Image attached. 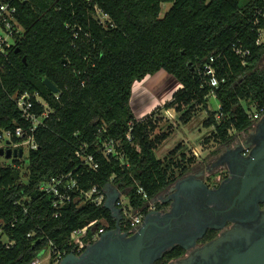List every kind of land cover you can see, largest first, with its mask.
I'll return each instance as SVG.
<instances>
[{
	"label": "trees",
	"instance_id": "16d2710c",
	"mask_svg": "<svg viewBox=\"0 0 264 264\" xmlns=\"http://www.w3.org/2000/svg\"><path fill=\"white\" fill-rule=\"evenodd\" d=\"M96 6L110 16L107 26L94 17ZM263 7L264 0L19 3L16 20L22 36L0 55V130L29 126L13 101L17 94L38 93L52 112L33 133L37 148L29 149L24 161L12 157L11 164L0 163V223L14 242L9 248L0 245V264H31L50 242L68 254L75 247L71 233L94 221L104 219L107 229L117 226L105 205L55 208L52 196L39 190L42 182L72 173L84 190L96 186L104 191L112 184L128 192L132 206L140 209L194 165L195 158L181 144L163 157L157 155L173 128L162 131L149 119L151 112L135 117L131 98L136 81L160 71L172 75L181 87L163 108L174 109L185 124L206 110L207 122L215 127L213 137L222 144L232 141L230 130L239 133L250 127L247 110L264 106V65L259 67L264 42L257 43L264 29L257 12ZM235 49L248 53L242 56ZM212 57L217 87L208 84L205 74ZM46 78L58 93L46 87ZM130 122L131 142L126 138ZM107 138L121 140L129 167L104 157L100 145ZM77 150L93 155L98 169L83 165ZM140 187L147 199L138 194Z\"/></svg>",
	"mask_w": 264,
	"mask_h": 264
},
{
	"label": "flooded vegetation",
	"instance_id": "af4514ba",
	"mask_svg": "<svg viewBox=\"0 0 264 264\" xmlns=\"http://www.w3.org/2000/svg\"><path fill=\"white\" fill-rule=\"evenodd\" d=\"M235 136L220 174H185L138 228L107 229L49 264H264V116Z\"/></svg>",
	"mask_w": 264,
	"mask_h": 264
},
{
	"label": "built area",
	"instance_id": "2783aa9c",
	"mask_svg": "<svg viewBox=\"0 0 264 264\" xmlns=\"http://www.w3.org/2000/svg\"><path fill=\"white\" fill-rule=\"evenodd\" d=\"M25 0H0V55H6L7 50L11 48L15 43L17 38L22 36L23 28L18 24L16 20V14L18 11V4ZM257 22L264 21V7L259 9L257 12ZM94 17L99 20V22L107 26L110 22V16L104 12L99 7H95ZM264 42V29L259 30V39L257 43ZM238 54L245 56L248 52H243L239 49H235ZM214 58L210 59V63L205 66V74L208 77V84L213 87H217L219 82L216 77V71L212 63ZM212 96L215 95L212 93ZM13 101L17 105L22 117L26 122L29 123L27 128L17 127L15 131L12 130H0V147H13V148H23L28 146L29 149H36L37 143L34 139L33 133L35 130L43 125V120L51 112L52 109L49 103L41 97L38 93H21L13 96ZM36 107L41 108V112H37ZM220 109V106H219ZM248 116L252 121V124L258 122L264 116V106L252 107L247 110ZM145 116V115H144ZM144 116H141L144 117ZM217 119L221 117V113L217 116ZM133 123H129V130L126 138L129 142L132 141L131 130ZM17 137L22 139L21 142L12 143V138ZM10 141V145L6 142ZM100 151L107 159L115 158L120 160L122 165L129 167L128 163H124V153L122 150V143L119 139L107 138L100 145ZM195 156H198L196 150L193 151ZM75 156L80 159L81 163L92 170L98 169V163L91 154H83L81 150H77ZM39 190L45 194L52 196V205L55 208H61L66 204H83L85 202H91L96 206L105 205L108 200V192L106 190L101 191L98 187L93 186L89 190H84L80 188L77 178L73 177L72 173L59 175L52 177L47 181L40 184ZM128 194V192H122L119 190V196L115 201V206L118 210L119 219L115 218L118 225L130 226L132 228H138L146 214L153 210L154 203L149 201L145 207L136 209L132 206L129 198L128 200L123 199V195ZM138 194L142 195L144 199H147V195L142 187L138 188ZM101 223L102 226L96 228L97 223ZM94 221L87 226L74 230L70 235V240L75 244L74 248H83L84 245L107 230V224L104 219L99 221ZM3 223H0V245L9 248L14 242L11 241L5 234ZM91 231V239L85 240L88 232ZM34 235V234H29ZM66 253L58 250L50 242L49 245L41 249L36 258L31 262V264H49L51 261H57L61 257L65 256Z\"/></svg>",
	"mask_w": 264,
	"mask_h": 264
},
{
	"label": "rangeland",
	"instance_id": "374dc122",
	"mask_svg": "<svg viewBox=\"0 0 264 264\" xmlns=\"http://www.w3.org/2000/svg\"><path fill=\"white\" fill-rule=\"evenodd\" d=\"M167 8L168 6L166 4L163 7V13L167 10ZM263 65L264 59L260 63L259 67L261 68ZM170 78L173 77L170 75H168V77L166 76V78L159 84H153V88L149 87L150 85L147 80L141 82L136 81L134 83L131 106L133 108L135 117L140 118L141 116H150L151 114L149 119L157 121L160 127H162V131L167 130L166 126H172L173 129L171 136L163 143V145L159 147L156 152L159 157L165 156L170 150L181 144L184 146L185 153L188 156H193L195 158L194 171H196V174H198L200 171H205V173H203L204 176L205 174L208 176L211 173L213 176L220 174V172H222L221 168L218 166L214 167V165L217 164L218 157L223 153L225 146L214 139L213 135L215 132V127L213 125H209L210 122L207 120L209 116L208 112L206 110H200L189 123L185 124L179 120V116L174 111V109L166 110L163 108L165 103L172 100L173 94L175 92L173 82L176 80L174 78ZM217 106L218 105L215 103L214 108ZM209 108L212 110V107ZM142 113L143 115H141ZM157 132L160 133V131ZM230 133L234 135L231 142H236L238 137L235 136L234 130H230ZM194 150L198 152L199 157L194 155ZM28 152L29 147L25 146L24 155L21 157V161H24L25 158H27ZM11 162V159H0V163L2 165H9ZM169 188L170 187L162 191L159 194V197L157 196L155 199L160 202L161 196L165 198L168 194L172 193L173 191L170 192ZM124 192L126 191L124 190ZM123 199L125 201L128 200V195L124 194Z\"/></svg>",
	"mask_w": 264,
	"mask_h": 264
},
{
	"label": "water",
	"instance_id": "95a60500",
	"mask_svg": "<svg viewBox=\"0 0 264 264\" xmlns=\"http://www.w3.org/2000/svg\"><path fill=\"white\" fill-rule=\"evenodd\" d=\"M44 84L46 85V87L51 90L53 93H58L59 89L57 88V86L48 78H46L44 80ZM7 145H10V141L6 142ZM24 155V149L23 148H13V147H0V157H5L6 159H11L12 157H23ZM111 184H108L105 188V190L110 186ZM118 191V190H117ZM119 196V191L116 193H110L108 192V200L105 204L106 207H108L112 213L113 216L117 219H119V215H118V210L115 206V201ZM117 229L119 228V225L117 224Z\"/></svg>",
	"mask_w": 264,
	"mask_h": 264
},
{
	"label": "crops",
	"instance_id": "0c3cea01",
	"mask_svg": "<svg viewBox=\"0 0 264 264\" xmlns=\"http://www.w3.org/2000/svg\"><path fill=\"white\" fill-rule=\"evenodd\" d=\"M168 73L166 72V71H160L159 73H157L156 75H154V76H148V77H146V78H144L142 81H144V80H147V82L149 83V87H151V88H153L152 86H153V84L154 85H157V84H159L160 82H162L165 78H166V76L168 77V75H170V74H168ZM170 76H172V75H170ZM173 77V76H172ZM174 78V77H173ZM173 78H170V79H173ZM175 79V78H174ZM176 81L175 82H173L174 83V90H175V92L181 87V84L178 82V80L177 79H175ZM139 82H141V81H139ZM155 87V86H154ZM156 107V106H155ZM141 115H143V113L141 114ZM168 140V139H167ZM166 140V141H167ZM163 145V144H162ZM198 149V148H197ZM195 165H193L192 167H191V169H190V171L188 172V173H186V174H189V175H192V174H196V171H194L195 170V167H194ZM208 172V171H207ZM203 173H205V171H200V172H198V174H201V175H203ZM197 174V175H198ZM205 176H206V174H205ZM176 186L177 185H175V184H172L171 186H170V188H169V191L170 192H172V191H174L175 189H176ZM119 191V189L117 188V187H115V186H113L112 184L106 189V191L107 192H110V193H117L118 191ZM154 200H156V201H154ZM154 200H152V203H157V199H154Z\"/></svg>",
	"mask_w": 264,
	"mask_h": 264
}]
</instances>
